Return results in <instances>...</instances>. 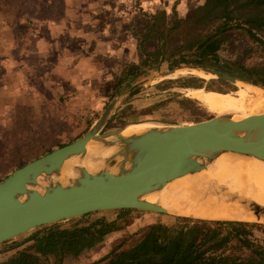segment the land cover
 Listing matches in <instances>:
<instances>
[{"label":"rangeland","instance_id":"rangeland-1","mask_svg":"<svg viewBox=\"0 0 264 264\" xmlns=\"http://www.w3.org/2000/svg\"><path fill=\"white\" fill-rule=\"evenodd\" d=\"M53 1L47 11L49 18L39 21L40 31L47 38L36 35L38 39L31 42L23 40L24 36L14 39L16 34L12 28L0 25V180L21 165L82 136L112 102H115L114 108L100 133L135 122L150 127L184 125L214 116L188 97L186 88L180 86L189 76L198 78H189L192 83L202 81L224 91L237 89L233 83L208 76L210 73L183 69L184 65L168 73L171 68L161 62L111 97L126 68L143 55L137 39L149 23V13L163 9L169 17L174 10L177 16L188 18L185 32L166 40L165 47L175 49L205 34H215L218 21L214 12L217 11L212 9L211 0H63L64 7L58 0ZM34 4L36 12H45L40 0H34ZM235 11L239 15L251 12L245 8ZM169 19L172 20V16ZM244 31L238 27L216 35L220 41L218 54L225 61L264 70V51ZM79 34L85 41L80 40ZM258 35L264 37V32ZM46 41H49L47 46H43L41 43ZM144 47L158 58L155 39H148ZM137 87H140L138 92L125 99V94ZM109 118L111 122L107 124ZM96 214L94 217L103 216L108 220L115 217L112 210ZM181 217L201 219L169 211L133 209L123 219L124 228L108 233L98 244L84 248L77 257L64 256L58 264H91L106 258L115 247H131L150 224L178 226L191 221ZM263 220L248 221L253 226L243 231L244 237L262 249ZM73 221L58 224L69 232ZM30 232L12 239L14 242L0 244V259L19 250L35 253L32 240L27 239ZM234 243L228 242L224 251H231ZM39 262L54 264L55 260L52 256L39 257Z\"/></svg>","mask_w":264,"mask_h":264},{"label":"water","instance_id":"water-1","mask_svg":"<svg viewBox=\"0 0 264 264\" xmlns=\"http://www.w3.org/2000/svg\"><path fill=\"white\" fill-rule=\"evenodd\" d=\"M185 67L233 84L240 81L256 85L221 70ZM178 69L182 68H172L168 73ZM139 89L127 92L125 99ZM114 105H108L82 136L21 165L0 180V244L41 226L99 211L166 212L143 203L142 193L162 180L186 175L198 163L213 161L223 153L264 161V112L236 117L214 115L184 125L148 126L144 132L129 136L121 134L125 126L100 133ZM90 143L115 150L97 158L101 167L95 172L76 165L77 174L72 179H56L68 159L87 155Z\"/></svg>","mask_w":264,"mask_h":264},{"label":"trees","instance_id":"trees-1","mask_svg":"<svg viewBox=\"0 0 264 264\" xmlns=\"http://www.w3.org/2000/svg\"><path fill=\"white\" fill-rule=\"evenodd\" d=\"M58 2L64 7L63 0ZM211 2L212 9L217 11L214 12V17L218 21L214 29L215 34H205L175 49L168 50L165 47L166 40L174 35H182L188 25V18L177 16L174 10L172 20L163 9L149 13V23L145 30L138 34L137 39L143 55L139 61L132 62L126 68L122 77L118 79L111 97L118 95L128 82L145 71L158 67L161 62H166L171 69L184 65L224 70L238 79L264 88V70L236 61L223 60L218 54L220 41L216 37L229 29L241 27L264 51V37L258 35L259 32H264V0H211ZM40 3H44L42 8L45 12L42 14L35 11L34 0H0L2 14L0 25L10 26L16 34L13 36L14 39L19 40L24 36L23 40L31 42L38 39L36 35L47 38L40 31L39 21L49 18L47 11L54 1L40 0ZM242 8L251 12L239 15L235 11ZM148 39H155L158 43L157 59L144 47ZM189 78L198 79L189 76L180 83V86L224 91L202 81L192 83ZM110 118L107 124L111 122ZM132 210H112L115 217L109 220L103 216L94 217L97 212L68 219L74 220L69 232L60 228L58 222L41 226L32 230L27 237L32 240L35 253L19 250L0 259V264H40L39 257L49 256L54 258V264H58L64 256L77 257L84 248L101 242L108 233L124 228L123 219ZM181 218L191 221L178 226L150 224L131 247L125 249L115 247L106 258L93 261L91 264H264V249L243 236L244 228L253 224L234 220ZM230 241H235L234 247L226 252L224 248ZM9 242L14 240L3 244Z\"/></svg>","mask_w":264,"mask_h":264},{"label":"bare ground","instance_id":"bare-ground-1","mask_svg":"<svg viewBox=\"0 0 264 264\" xmlns=\"http://www.w3.org/2000/svg\"><path fill=\"white\" fill-rule=\"evenodd\" d=\"M235 86L237 89L229 91L186 88V95L215 115L229 114L236 117L264 112L262 88L240 81ZM147 129V124L135 122L126 125L121 134L129 136ZM87 149L88 153L83 159H68L56 179L61 182L72 179L77 174L74 169L76 165L95 172L101 167L97 158L108 156L115 150L94 143H90ZM140 200L181 216L245 222L260 220L264 218V161L223 153L213 161L198 163L186 175L154 184L142 193Z\"/></svg>","mask_w":264,"mask_h":264},{"label":"crops","instance_id":"crops-1","mask_svg":"<svg viewBox=\"0 0 264 264\" xmlns=\"http://www.w3.org/2000/svg\"><path fill=\"white\" fill-rule=\"evenodd\" d=\"M149 19V18H148ZM79 38H80V40H81V38H82V40L83 41H85V38L81 35V34H79ZM49 41H46V42H43V43H41V44H43V46H47V43H48ZM84 45H86L85 43H84ZM83 46V45H82ZM84 56H87V54H83ZM94 75L95 76H97V74H95L94 73ZM143 224H141V225H139V226H142Z\"/></svg>","mask_w":264,"mask_h":264}]
</instances>
